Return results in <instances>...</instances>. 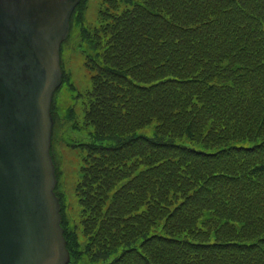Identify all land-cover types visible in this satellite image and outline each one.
Masks as SVG:
<instances>
[{
	"label": "trees",
	"instance_id": "16d2710c",
	"mask_svg": "<svg viewBox=\"0 0 264 264\" xmlns=\"http://www.w3.org/2000/svg\"><path fill=\"white\" fill-rule=\"evenodd\" d=\"M107 2L83 123L53 107L91 129L73 264H264V0Z\"/></svg>",
	"mask_w": 264,
	"mask_h": 264
},
{
	"label": "water",
	"instance_id": "95a60500",
	"mask_svg": "<svg viewBox=\"0 0 264 264\" xmlns=\"http://www.w3.org/2000/svg\"><path fill=\"white\" fill-rule=\"evenodd\" d=\"M81 0H0V264H69L50 149L60 46Z\"/></svg>",
	"mask_w": 264,
	"mask_h": 264
},
{
	"label": "rangeland",
	"instance_id": "374dc122",
	"mask_svg": "<svg viewBox=\"0 0 264 264\" xmlns=\"http://www.w3.org/2000/svg\"><path fill=\"white\" fill-rule=\"evenodd\" d=\"M91 9L88 8L84 9V13H88L86 15V20L88 22L94 21L96 19V11L99 7L101 0H91ZM67 47H70L72 49H75L73 41H69L65 44L64 49L66 50ZM79 44L76 47V51H79ZM71 49H69L67 52L65 51V57L68 62V67L66 68V63L64 65L65 69L68 71H71L73 74V79L77 85L75 87V90H71L68 85L64 84L63 88L66 89L64 93V97H60L58 101V110L61 108L62 100L68 101L69 103L73 104L75 103L73 100L74 96H77L80 91H84L91 87V75L86 70V68L83 65V61L81 59H77L76 57H73L75 55V51L73 52ZM73 55H72V54ZM69 68V69H68ZM66 70V71H67ZM79 113L81 111L79 110ZM78 113V117L80 114ZM81 117V116H80ZM66 125H64L61 122H58L55 127V133H54V141H53V157L55 159V164L57 166V176H58V183H57V193L62 197V201L65 202L64 209H69L71 213L73 214L72 218H77L76 214L79 212V201L77 200V197L75 195V188L78 183V180H81L82 173H81V166H82V157L80 156V153L78 150L70 149L65 146H62L59 149L60 143V132L62 131V128H64ZM60 137V138H59ZM79 154H78V153ZM67 216V212H66Z\"/></svg>",
	"mask_w": 264,
	"mask_h": 264
}]
</instances>
